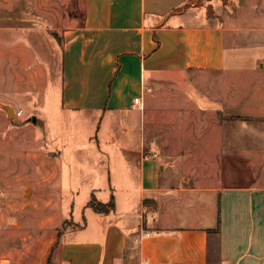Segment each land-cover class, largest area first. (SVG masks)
Masks as SVG:
<instances>
[{
    "label": "crops",
    "instance_id": "crops-1",
    "mask_svg": "<svg viewBox=\"0 0 264 264\" xmlns=\"http://www.w3.org/2000/svg\"><path fill=\"white\" fill-rule=\"evenodd\" d=\"M253 1L84 0L83 23L61 44L60 0H0V130L17 120L26 138L13 176L45 195L56 155L117 166L94 198L104 211L91 192L80 214L57 207L42 220L31 264H264V135L247 118L264 117V92L229 88L264 65V26L248 25L264 0ZM229 69L239 80L208 93L217 106L172 89L187 76L206 90L204 75ZM40 115L63 125L56 152L34 136ZM223 163L231 183L205 185L199 165H218L207 174L223 179Z\"/></svg>",
    "mask_w": 264,
    "mask_h": 264
},
{
    "label": "rangeland",
    "instance_id": "rangeland-1",
    "mask_svg": "<svg viewBox=\"0 0 264 264\" xmlns=\"http://www.w3.org/2000/svg\"><path fill=\"white\" fill-rule=\"evenodd\" d=\"M37 1V0H29ZM61 2V21L60 29L54 33L55 38L62 44L64 31L68 26L79 27L83 23L85 8L84 0H60ZM259 2L255 0L252 2L251 7L256 8ZM210 10L209 7H204ZM264 15H259L258 18H253L248 23L250 26H264ZM207 21V18H205ZM250 34V33H248ZM256 35H264L259 32ZM231 79L235 82L236 76L231 74V69L222 72H212L204 75L203 80L206 82V90L200 88L199 82L192 81L190 77L184 76L181 78L179 85L173 86L172 89L178 88L185 91L187 96L197 102L205 105H215L210 99L208 94L213 89L214 91L220 90L221 93L227 92L228 86L225 85ZM241 81H245L246 85L241 83L238 86L236 83L229 84L230 90L240 91L241 93L248 94L249 92L258 93L264 92V65L253 69L251 74H243L240 77ZM232 81V83H233ZM252 107H258V100H254L253 96L249 100ZM167 102L170 106L169 100L161 99L159 103ZM187 102V99H183ZM219 103V102H218ZM188 105H190L188 100ZM217 106V104L215 105ZM17 108V107H16ZM187 108V106H186ZM173 110L176 107L173 105ZM24 119L28 120L33 117V113H25ZM20 117V118H23ZM11 118H15L12 116ZM38 118V117H37ZM40 122L34 125V136L47 143V149L56 152L57 149L53 144V138L62 127L60 123L46 115H40ZM101 115H98L100 121ZM248 123L251 124L254 130H261L264 135V117L249 116ZM189 119H186L188 122ZM13 123V124H12ZM24 123V122H23ZM22 123L15 120L9 123L0 130V264H31L37 253L42 248V237L45 234L41 228L42 220L48 215H54L53 208L60 207L64 211L69 208H76V215L80 214L79 208L90 195V200H96L103 196L105 193V185L110 184L109 176L111 172H116V165H113L106 170L103 169L105 163L100 162L99 158H94L93 161L88 156L81 157L80 160L71 157L55 156V165L51 167L50 171H54L49 180L45 181L44 194L37 189L36 184L31 181H25L13 176V171L21 168L23 162L26 161L25 151H21L23 144L22 136H20L17 127ZM76 124V122L74 123ZM14 130L17 140L12 144L10 143V130ZM79 128L74 125V135L83 133ZM254 138V131L252 132ZM259 133V132H258ZM81 140H86L87 137H80ZM69 141V140H68ZM74 142V140L72 141ZM59 146V142L56 143ZM21 148V149H20ZM22 150H25L22 149ZM13 151V152H12ZM31 165V161H28ZM201 170L205 173V185L211 183L230 184L231 178V165L223 163L222 176L223 179H216L212 177L214 174H207L216 171L218 165L204 164L199 165ZM191 168V166H190ZM6 170V171H5ZM6 172V173H5ZM214 178V179H213ZM114 183V184H113ZM111 185L116 188L117 181H113ZM207 183V184H206ZM96 198V199H94ZM50 199L55 200L53 206H48ZM62 229V227H61Z\"/></svg>",
    "mask_w": 264,
    "mask_h": 264
},
{
    "label": "trees",
    "instance_id": "trees-1",
    "mask_svg": "<svg viewBox=\"0 0 264 264\" xmlns=\"http://www.w3.org/2000/svg\"><path fill=\"white\" fill-rule=\"evenodd\" d=\"M91 204L96 210L101 211V212L104 211L107 206L103 203H97L96 200H93Z\"/></svg>",
    "mask_w": 264,
    "mask_h": 264
},
{
    "label": "water",
    "instance_id": "water-1",
    "mask_svg": "<svg viewBox=\"0 0 264 264\" xmlns=\"http://www.w3.org/2000/svg\"><path fill=\"white\" fill-rule=\"evenodd\" d=\"M5 110L8 112V114H9V116L11 117V116H14V110L11 108V107H5ZM32 121L34 122V123H36L37 122V118L36 117H33L32 118Z\"/></svg>",
    "mask_w": 264,
    "mask_h": 264
},
{
    "label": "built area",
    "instance_id": "built-area-1",
    "mask_svg": "<svg viewBox=\"0 0 264 264\" xmlns=\"http://www.w3.org/2000/svg\"><path fill=\"white\" fill-rule=\"evenodd\" d=\"M141 103V97H138L135 99V104H140ZM23 115V111L20 110L17 112V116L18 117H21ZM146 236L149 237L150 236V233H146Z\"/></svg>",
    "mask_w": 264,
    "mask_h": 264
}]
</instances>
